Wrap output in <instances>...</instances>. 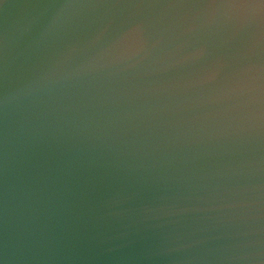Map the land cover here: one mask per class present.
Instances as JSON below:
<instances>
[{
  "label": "clouds",
  "instance_id": "clouds-1",
  "mask_svg": "<svg viewBox=\"0 0 264 264\" xmlns=\"http://www.w3.org/2000/svg\"><path fill=\"white\" fill-rule=\"evenodd\" d=\"M0 264H264V0H0Z\"/></svg>",
  "mask_w": 264,
  "mask_h": 264
}]
</instances>
